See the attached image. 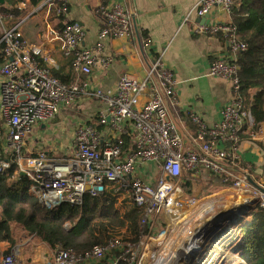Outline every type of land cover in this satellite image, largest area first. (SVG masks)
I'll return each mask as SVG.
<instances>
[{
    "label": "built area",
    "instance_id": "2783aa9c",
    "mask_svg": "<svg viewBox=\"0 0 264 264\" xmlns=\"http://www.w3.org/2000/svg\"><path fill=\"white\" fill-rule=\"evenodd\" d=\"M16 1L24 5L30 0ZM69 2L42 0L32 12L46 9L47 37L58 40L63 54L72 58L75 78L70 84L60 81L42 64L47 60L43 48L31 43L21 31L24 18L8 24L12 14L0 11L4 54L0 65V115L5 129L0 173L14 165L15 174L23 173L28 178V192L48 209L80 205L85 194L98 195L94 188L102 186V192L106 188L118 197L128 195L143 213L136 242L113 238L84 251L57 244L51 252L52 263L96 264L107 255L108 261L115 264L113 253L121 252L127 264H157L158 259L164 261L158 264H169L166 258L180 219L185 210L199 203L184 196L181 183L202 170L211 172L242 196L249 193L253 204L264 209V176L254 180L239 155L241 132L251 129L253 120L243 108L239 79L238 56L248 45L237 37L236 24L208 21L193 26L196 34L224 37L228 51L210 63L207 74L230 82L232 94L214 124H208L194 111L187 113L196 125V133L187 144L170 117V110L177 109L178 97L172 71L164 64L167 46L150 61L141 80L123 75L112 89L90 87L88 78L94 66L100 63L106 67L111 60L100 56L101 40L129 36L132 16L124 2L100 4L103 27L98 34L100 42L91 50L82 45L84 29L66 19ZM233 5L234 0H198L193 10L204 17L216 7L230 13ZM187 19L186 14L183 21ZM80 99L102 103L98 120L108 126L109 138L105 139L107 133L102 134L91 124L79 123L67 155L51 159L23 152L25 140L39 124L47 123L63 106ZM0 264H19L16 251L6 253Z\"/></svg>",
    "mask_w": 264,
    "mask_h": 264
},
{
    "label": "crops",
    "instance_id": "0c3cea01",
    "mask_svg": "<svg viewBox=\"0 0 264 264\" xmlns=\"http://www.w3.org/2000/svg\"><path fill=\"white\" fill-rule=\"evenodd\" d=\"M111 1L124 2L131 12V34L127 37H107L101 40L100 56H108L111 60L106 67L100 63L94 66L88 78L90 87L112 89L123 75L141 80L146 74L150 61L158 57L160 51L167 46L163 56L164 64L172 71L178 97L177 109L175 112L170 110V117L178 124L179 132L188 144V138L196 133V125L189 121L187 113L194 111L208 124H214L220 118L222 106L230 100L232 94L230 82L207 74L210 63L228 51L224 37L220 34H196L193 32V26L195 23L208 21L230 22L231 14L216 7L207 15V19H203L204 17L197 16L193 10L198 0H70L66 19L77 22L84 29L82 42L84 47L96 49L100 42L99 30L103 27L99 5ZM0 3L4 11L11 8L6 0H0ZM14 5L18 8H26L27 13L22 17L24 21L21 31L31 43L39 44L43 48L47 57V60L43 61L44 65L52 73L69 74L71 83L75 74L72 64L69 65L68 61L72 58L63 54L58 40H50L47 37L46 9L40 8L32 12L34 7L29 2L21 5L16 0ZM186 14L188 19L184 22ZM48 19L55 23L52 17ZM8 24H13L12 19L8 21ZM2 79L3 77L0 76V82ZM102 109V103L95 99H80L63 106L50 121L39 124L34 129L25 140L23 152L29 155L44 154L51 159L67 155L79 123L91 124L102 134L107 133L108 126L98 120V112ZM68 115H75L77 120L74 125L67 126L61 121L53 122L56 117L68 119ZM47 136H52L49 146L45 144ZM107 138H109L108 133L105 136V139ZM4 139L5 129L0 115V148L4 146ZM48 147L49 150H44ZM263 148L264 121L259 124L256 131L249 128L242 130L239 155L241 162L250 169L254 180L264 176L261 168L264 160ZM205 172L209 178L216 177L204 170L184 182L200 180ZM228 189L221 183L215 192L222 193ZM240 199L244 201L240 200L238 204L232 203L230 207L242 202L253 204L249 197L240 195ZM33 236L31 234L28 241L32 240ZM44 255L34 252L32 262L34 264L49 263L50 253H44ZM22 261L18 263L26 264Z\"/></svg>",
    "mask_w": 264,
    "mask_h": 264
},
{
    "label": "trees",
    "instance_id": "16d2710c",
    "mask_svg": "<svg viewBox=\"0 0 264 264\" xmlns=\"http://www.w3.org/2000/svg\"><path fill=\"white\" fill-rule=\"evenodd\" d=\"M6 1L11 8L4 11L0 3V9L12 14L13 23L27 13L26 8L14 5L15 0ZM41 1L30 0L29 3L36 7ZM230 14L237 26V37L248 45L238 56L240 93L243 108L249 111L253 120L251 129L256 131L264 121V0H234ZM3 60V45L0 44V63ZM68 63L72 64V60ZM52 75L66 84L70 83L69 74L53 72ZM261 168L264 175V160ZM208 180L212 185L211 177ZM193 182L196 181L181 183L184 193L193 194ZM28 188V178L15 174L14 165L0 173V244L9 247L15 244L14 224L49 247L60 244L75 251L104 245L113 238L136 242L140 236L143 211L128 195L118 202L119 197L105 188L104 192L95 196L85 194L80 205L63 204L48 209L28 192ZM210 190L207 188L206 192ZM246 214L247 218H241L237 223L235 243L240 248L238 254L244 264H264V209L256 204ZM113 254L117 258L115 264H127L121 252ZM108 257L106 255L96 264H111Z\"/></svg>",
    "mask_w": 264,
    "mask_h": 264
},
{
    "label": "rangeland",
    "instance_id": "374dc122",
    "mask_svg": "<svg viewBox=\"0 0 264 264\" xmlns=\"http://www.w3.org/2000/svg\"><path fill=\"white\" fill-rule=\"evenodd\" d=\"M67 118L68 119H59L56 117L53 122L57 123L61 121L62 123H65L67 126H72L75 124V121L77 120L75 118V115H68ZM51 140H52V136H47L45 140V144L49 146V144L52 142ZM44 150H49V147L48 149L44 148ZM206 173L207 172H205L204 176L200 180H197L196 182L192 183V186H193L192 195L184 193V196L187 199L194 198L196 201H199V203L195 204L191 209L185 210L180 219L179 231L168 252L169 256L175 255L177 258H175L172 261L170 260L169 264H174V263L188 264L191 261V258L195 253V249L196 248L198 249L199 247V246L197 247V244L199 243V241L195 240L197 237L195 238L190 237L189 239H186L188 235L192 236L198 231H200V233L203 232V230L206 229L205 223L208 220H211L213 217H215L217 213H219L220 211L229 210L228 208L230 207V205H232V203L238 204L240 203V200L244 201V199H240V193L233 189L225 190L222 193L215 192L221 186V182L217 177L215 178L211 177L213 184L210 185L211 183L209 182L208 180L209 177L207 176ZM205 184H209V186H205ZM215 186H218V187L215 188ZM207 188L211 189L210 192H206ZM249 196H250L249 193L245 194V197H249ZM126 197L127 195H120V197L118 198V202L121 200L123 201V199ZM243 205L244 207H241V209L237 213L236 218L234 219L232 223L231 233L229 234V236L225 237V239L223 240V245H221L222 250L220 254L217 255L216 258L215 256L210 257L203 264H244V260L240 259V256L238 254V251L240 248L239 246H236V243H235L236 234H238L237 223H238V220H240L241 218H242L241 220L246 219L247 218L246 213L250 212V210H253L255 205L248 204V203L243 204ZM239 213L241 214V216H239ZM194 229H197V230L194 231ZM13 230H14V233L16 235L15 237L17 238V240L15 244L11 247H9V245L7 244H0V253H1L0 260L4 255H6V253L9 254L12 250L16 251L17 261L20 262L22 261V258H23L24 260L22 262L26 264H34L32 262V254L34 252L42 254V256L44 255V253L46 254L50 253L51 255V252L53 249L52 247H49L45 242L41 241L39 238L35 236L32 237V240L30 239V241H28V238H30L29 237L30 235L27 234V232L24 231L21 226L14 224ZM194 240L196 241L195 244H191ZM228 251L232 252L233 258L231 259L227 258L226 254ZM190 253H193V254L191 258L189 259ZM47 264H53L52 258H51V261Z\"/></svg>",
    "mask_w": 264,
    "mask_h": 264
},
{
    "label": "bare ground",
    "instance_id": "6f19581e",
    "mask_svg": "<svg viewBox=\"0 0 264 264\" xmlns=\"http://www.w3.org/2000/svg\"><path fill=\"white\" fill-rule=\"evenodd\" d=\"M244 202H242V204H239L237 206H234L231 211H230V216L225 220L224 223H222L218 228H216L213 233H211L207 238H202V234L203 232H199L200 235H188V237L186 239L191 238H195L197 237L195 240L199 241V243L197 244L198 249L195 250L194 255L192 256L193 253H190L189 259L191 258V261L193 264H203L204 262H206L211 256H216L220 254L222 247H221V241L225 239V237H227L228 234L231 233L232 229V223L234 221V219L237 216L238 211L241 209V207H244ZM239 208V209H238ZM239 216H241V214L239 213ZM186 223V222H185ZM184 223V224H185ZM186 225V224H185ZM207 227V226H206ZM186 229V228H185ZM189 230V229H188ZM197 229H194V231ZM191 231V230H190ZM205 231V230H204ZM193 241L191 244H195L196 241ZM219 252L217 255L216 253ZM196 254V256H195ZM227 258L231 259L233 258V254L231 251L227 252ZM160 258V257H158ZM175 258H177L175 255H168V260L166 258V261L169 260H174ZM157 264L158 263H163L164 261L161 259L156 260ZM191 261L188 263L190 264Z\"/></svg>",
    "mask_w": 264,
    "mask_h": 264
},
{
    "label": "water",
    "instance_id": "95a60500",
    "mask_svg": "<svg viewBox=\"0 0 264 264\" xmlns=\"http://www.w3.org/2000/svg\"><path fill=\"white\" fill-rule=\"evenodd\" d=\"M203 19H207V15L204 16ZM20 175H23V173H20ZM102 186H98V187H95L94 190L97 191L98 194H101L102 193ZM263 191L264 189L261 188ZM233 207H229L228 209L229 210H225V211H220L219 213H217V215L215 217H213L211 220H208L206 223H205V226L206 229L205 231L203 230V234H202V238H207L211 233H213V231L218 228L222 223L225 222V220L230 216V211ZM200 231H198L197 233H195L194 235H200L199 234ZM220 245H223V240L221 241V244ZM184 251V250H183ZM176 264V263H174ZM190 264H193L192 261Z\"/></svg>",
    "mask_w": 264,
    "mask_h": 264
}]
</instances>
